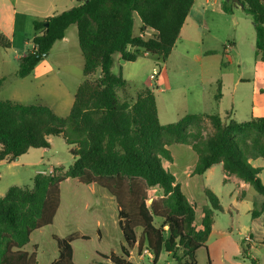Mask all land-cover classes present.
Returning <instances> with one entry per match:
<instances>
[{"label": "trees", "instance_id": "1", "mask_svg": "<svg viewBox=\"0 0 264 264\" xmlns=\"http://www.w3.org/2000/svg\"><path fill=\"white\" fill-rule=\"evenodd\" d=\"M241 2L254 25L255 57L264 63V0ZM194 3L88 0L45 21H34L33 50L20 59L17 77L31 75L55 43L65 38L69 27L76 25L86 79L79 85L67 117L43 104L0 100V162L15 163L31 149L49 148V137H62L67 145L75 146L71 150L75 161L67 170L59 167L51 174H36L32 189L12 186L0 198V264H37L36 253L23 249L33 232L53 224L61 205V185L67 179L97 185L115 198L128 248L137 247L139 255L147 249L153 264L162 253L181 264H197V253L207 250L215 214L223 207L214 192L204 189L208 205L203 208L201 227L196 226V204L188 200L175 176L162 164L163 159L172 161L168 147L175 144L189 145L197 155L193 176H203L222 163L225 183L234 177L251 184L263 196L261 202L254 203L251 216L256 219L264 213L261 169L250 163L264 160V117L223 122L217 114H188L178 122L162 125L152 89L140 92L134 103L120 99L127 82L121 70L113 73L115 57L134 63L146 53L167 61ZM222 9L232 15L233 1L223 0ZM136 18L141 22L139 34H135ZM147 29L156 34L140 36ZM11 45V40L0 33V48L9 50ZM37 55L41 57L35 59ZM98 71L101 76L90 79ZM5 80L0 79V91ZM220 96L218 90L216 99ZM206 120L211 134L206 133ZM155 188L162 196L148 204ZM238 197L243 199L245 192ZM157 219L162 220L160 227L155 226ZM54 238L59 259L53 264H76L73 238ZM247 250L243 251L244 258H249ZM100 256L110 264H133L127 248L121 255Z\"/></svg>", "mask_w": 264, "mask_h": 264}, {"label": "crops", "instance_id": "2", "mask_svg": "<svg viewBox=\"0 0 264 264\" xmlns=\"http://www.w3.org/2000/svg\"><path fill=\"white\" fill-rule=\"evenodd\" d=\"M68 1L67 0H0V33L4 34L7 38L11 40L12 45L9 50L13 51V55H14L12 60L11 59L8 60L7 57L5 56L6 54H1L0 52V79L6 78L3 87L1 88L0 95L9 80L12 81L11 85H13L12 88L11 85L9 88L10 97H6V99L0 98V100L2 101L9 100L24 105L43 104L50 107L57 115L61 117H67L69 115L72 105L74 103V98L77 89L79 85L86 79L84 73L81 75L80 73H78V71L77 72L73 71L70 68V66H72L75 63V59H77L78 69L81 68L83 70L84 67V58L81 49L79 47L77 26L72 25L71 27H69V29L66 31L65 38L63 40L56 42L53 48L51 49L49 55L45 57L35 67L33 73L23 79L17 77V72L19 69V61L29 51L33 50V41H32L33 36L31 38L25 39L24 43L16 42V33H17V25L19 23V16L24 19V22L27 26L30 25L33 28L34 21H45L50 17L61 14L62 12L67 11L72 7L76 6L75 3L71 2L70 0ZM222 3L223 0H195L193 8L181 30L180 38L177 41V43L179 41H182L183 36L185 35L186 40L189 42L191 41L193 45H195L196 53H194L193 61H195L197 64L199 63V65L202 68L201 75L197 76L198 77L197 88L201 91V93H199L195 97L192 96L189 100L192 103L196 104L197 111H192L188 114H200L204 116L217 114L220 116L223 122H228L229 120H235L239 122L238 120L239 108L247 104L249 105L248 111H244V114H242L243 119H241L242 120L241 122L249 121L253 118L264 117V115L258 114L259 111L264 112V100L261 99L256 100V98L252 99L251 96L247 94H241L238 100L235 99V94L241 91L240 87H242L245 84H248L250 79H246L241 74L237 75L235 72H232L228 69H225L224 70L225 72H222L220 78H218L210 70L209 68L210 65L205 66L206 62H209L210 56L214 54L212 53L213 51H209L207 50V48L203 46L202 36L203 35L205 36L204 30H206V28L209 29L211 28L216 17H220L221 14L228 15L224 13L222 9ZM238 10H243V7L241 6L234 7V12L232 16H235L236 11ZM140 27H141V22L138 18H136L135 34H139ZM177 43L172 53L178 50ZM233 46L235 48L234 44ZM0 50H5V49L0 48ZM129 50L134 51L133 48H129ZM189 54L190 52L188 49L186 52H183V55L185 56H189ZM141 55L150 56L149 54L146 53H142ZM169 58L167 59V61L169 60ZM118 59L120 60V58ZM167 61H165L164 63H167ZM136 62L134 63L126 62L120 64V67L118 69L119 70L118 73L121 70L122 75L125 81L127 82L126 89L120 92L119 95L124 93L122 95L127 99L126 101H129L131 103H134L136 101L137 96L140 92H142L147 88L152 89L151 86L148 85H142L134 89L130 87V83H134L135 78L133 75V70L131 67H129V65H134L136 64ZM160 75L158 77H160ZM100 76H101V72L98 71L95 75L91 76L90 79H97ZM213 86H216L214 92H212ZM54 89L55 90L57 89L59 91L62 90L64 96L67 99L64 97L65 98L64 100L61 99L58 100V102L53 105H48L45 98L49 96H54V93L52 92ZM208 89H210L211 91L207 93ZM227 89H231V92L233 93V101L230 103L229 107L225 109L224 107H222L221 110V105L224 101L226 95L225 91ZM218 90H220L221 93L219 100L216 99ZM153 92L155 94L154 90ZM165 92L167 91L162 90V93ZM261 95H264V93H262ZM68 97H70V99ZM155 98H156L160 123L162 125L168 124L167 122L162 121V118L164 117V110L166 111L167 109H164L163 106L162 109L163 117H161V108L158 100L159 96H156L155 94ZM213 103L216 104V106H218V109H220V111L212 113ZM208 123L209 121L206 120L205 124L210 125ZM49 142H50L49 148L41 149L42 152H36L37 155H40L41 161H32L29 159L24 164H21L22 168L27 167L30 171L32 169L36 170L32 179L33 182L32 187H27L29 189H32L34 186V177L36 174L48 173L53 168H59V167H63L65 168V170H67L71 165H73L75 161V158L71 153L72 156L69 158L67 157V159L65 160L66 163L70 164V166L67 168L64 165H62L63 163H61V161L57 158L58 151H56L54 154L48 157V153L51 152L54 147L52 137H49ZM75 148H76L75 146L71 149L68 148L67 151L71 152V150ZM33 150L34 149L29 150L27 154L20 157L19 160H16L15 163H11V164H8L6 162H0V163L7 164L9 167H16L21 163V161L25 157H29L28 155H31V153H33L32 152ZM45 161L47 162L44 163ZM250 163L252 164L253 167L261 169L260 178L262 183L264 184V160L263 159L250 160ZM218 164H221L223 169V164L222 163H218ZM216 165L210 168L203 176H199V177L201 178L206 177L205 178L206 180L211 179L215 173ZM192 172L190 176H193ZM223 173H224L223 177L225 179L226 175L224 169H223ZM71 181H74L75 183L81 185V187L84 189V191H86L89 194V196H92L96 199L93 202H89V201L86 202L83 207V212L78 214V217L80 219L88 216L89 217L91 216L94 219L93 235H90L85 231H80L79 229L75 231L72 228L71 222H66L63 219L62 220L58 219V213L62 205L61 202L60 208L57 212L53 224L49 227L33 232L30 236L29 243L24 247L23 250L29 254L36 253L37 264H53L59 259V249H58L57 241L54 238L55 236L59 238L72 237L73 240L71 244L73 247V252H74V242L80 240L83 241L92 240V236H93L98 241L96 252L99 261H97L96 263L101 262L105 264H110L109 261L102 259L100 255H105V256H111L112 254L121 255L123 248H127L130 254L129 261L132 262L133 264H136L133 262L134 255L137 254L140 258L142 257L138 254L137 247L128 248L127 246V243L124 239L123 233L119 225L118 206L115 198L111 196L107 190L97 185L94 184L83 185L79 183L78 180L67 179L65 182L62 183V185ZM230 182L236 184V191L235 193L232 194L234 197V202L232 207L236 209V211L239 213L240 207H242L243 203H246L244 204L245 208L251 214L254 209V203L261 202L263 200V196H261L259 193L256 192V194H254L251 197V199H249L248 191L250 187H253L251 184L241 182L234 177L231 178L227 183L225 182L224 183L228 184ZM14 186H18V185H14ZM19 187H25V186H19ZM208 187L211 188L210 186ZM209 188L205 187L204 189H209ZM8 189L5 191V193L8 191ZM153 191L157 193L156 198L162 196L161 190L155 188L153 189ZM211 191L214 192L213 190ZM242 191L245 192V197L243 199H239L238 196ZM5 193L3 192L0 193V198L3 197ZM189 201L191 203H194L191 200ZM47 229H50L51 232H46ZM214 230H215V217H214V224L212 227V231ZM221 233L223 235L232 234L226 231H221ZM246 236H250L253 241L252 243L249 244H245L243 241L244 243L243 247L244 249H248L247 251L249 253L251 251V248L254 245H256V241H258L259 239H264V213L260 217L253 219V227L244 234V237ZM43 246H47L48 248L50 247L48 252L43 249ZM74 262L77 263L75 260V252H74Z\"/></svg>", "mask_w": 264, "mask_h": 264}, {"label": "rangeland", "instance_id": "3", "mask_svg": "<svg viewBox=\"0 0 264 264\" xmlns=\"http://www.w3.org/2000/svg\"><path fill=\"white\" fill-rule=\"evenodd\" d=\"M204 31L205 36H202V44L207 50L213 51L212 53L214 54L210 56L209 62H206L205 66L210 65V70L218 78H220L222 72H225V69H228L237 75L241 74L246 79H250L248 84L240 87L242 92H237L235 99L238 100L241 94H247L252 99L264 100V95H261L264 93V63L258 61L255 57V29L252 18L243 10L236 11L235 16L221 14L220 17L215 18L211 28H206ZM33 35L34 29L30 25L27 26L24 19L19 16L16 42L24 43L25 39L31 38ZM177 46L178 50L171 54L167 63H164L158 56L141 55L136 64L129 65L133 70L135 78L134 83H130V87L134 89L142 85L151 86L156 96H159L161 117H163V106L164 109H167L166 111L164 110L162 121L168 124L178 122L184 116L188 115V113L197 111L196 104L189 100L192 96L195 97L201 93L197 88V76L201 75L202 68L199 63L197 64L193 61L194 53H196L195 45L191 41H187L184 35L182 41L177 43ZM187 49L190 52L189 56L183 55V52H186ZM0 52L1 54H6L5 56L8 60H12L14 56L13 51L10 50H0ZM118 58L119 56H116L115 66L113 68L114 74L118 73L120 64H123V60H119ZM156 66L161 68V75L157 80H150V75ZM70 68L73 71H78L81 75L83 74V70L77 68V59H75V63ZM11 84L12 81L9 80L0 95L1 99L10 97L9 88ZM215 89L216 86H213L212 92ZM162 90L167 92L162 93ZM210 91L208 89L207 93ZM52 92L54 96L45 98L48 105H53L58 100H64L66 98L62 90L54 89ZM122 94L120 95V99L126 101L127 99ZM225 94L221 110L222 107L224 109L229 107L233 101L231 89H227ZM68 98L70 99V97ZM248 107L249 105L245 104L239 108V122L242 121V114H244V111H248ZM212 111V113H215L220 111V109L213 103ZM258 114L264 115V112L259 111ZM205 127L206 133L211 134L213 131L211 125L205 124ZM52 140L54 147L48 153V157L58 151L57 158L63 163L62 165L68 168L70 164L66 163L65 160L72 155L67 149H71L74 146L67 145L62 137H52ZM168 149L171 152L172 161L163 159V167L175 176L177 183L182 187L183 193L189 200L196 204V226L201 227L203 208L208 205V201L204 195L205 187H211L209 189L213 190L219 197L224 209V211L218 212L215 215V230L209 236L207 250L201 249L198 251L197 264H210L209 260L211 264H252V260H256V264H264V239L256 241V245L251 248V251L249 253L247 251L249 258H244V234L253 227V218L245 208L244 204L246 203H243L242 207H240L239 213L232 207L234 202L232 194L236 191V184L233 182L228 184L224 183L222 165L217 164L215 166V173L209 180H206V177L190 176L197 161V155L191 146L175 144L169 146ZM32 152L31 155H28L29 157H25L16 167H9L7 164L0 163V193H5L9 187L14 185L32 187V179L36 170L32 169L30 171L27 167H21V164H24L29 159L32 161H41L40 155L36 154V152H42L41 149H34ZM61 191L62 205L58 213V219L71 222L72 228L75 231L79 229L80 231H85L93 235L94 219L91 216L80 219L78 214L83 212V207L86 202H93L96 199L89 196L81 185L74 181L63 184ZM254 194H256V191L253 187H250L248 198L251 199ZM151 196L152 198L150 199H155L157 193L152 190ZM161 225L162 220L157 219L155 226L160 227ZM221 231L232 234L223 235ZM46 232L51 231L47 229ZM97 245L98 241L93 236L92 240L74 242L76 264H96L99 261L96 252ZM43 249L48 252L50 247L43 246ZM133 262L136 264H153L152 259L148 255L140 258L135 254ZM156 264L181 263L173 259L171 255L162 253Z\"/></svg>", "mask_w": 264, "mask_h": 264}, {"label": "built area", "instance_id": "4", "mask_svg": "<svg viewBox=\"0 0 264 264\" xmlns=\"http://www.w3.org/2000/svg\"><path fill=\"white\" fill-rule=\"evenodd\" d=\"M71 2L75 3L77 6L85 4L88 0H70ZM156 32L152 29H147L144 33L140 34V36L144 38L152 37ZM161 68L156 66L153 68L152 74L150 75V80H157L158 76L160 75ZM52 170L48 172V174H51ZM252 238L250 236H246L244 238V243L249 244L252 243ZM144 255H148L151 259H153V256L150 254V252L147 249H144L141 257Z\"/></svg>", "mask_w": 264, "mask_h": 264}, {"label": "water", "instance_id": "5", "mask_svg": "<svg viewBox=\"0 0 264 264\" xmlns=\"http://www.w3.org/2000/svg\"><path fill=\"white\" fill-rule=\"evenodd\" d=\"M232 1H233V5H234V7H236V6H241V7H243V3L241 2V0H232ZM48 25H49V23L46 22V23H45V27H48ZM40 57H41L40 55H37L35 59H39ZM123 63H126V62L123 60ZM17 160H19V158H18ZM152 201H153V199H150V200L148 201V204H151Z\"/></svg>", "mask_w": 264, "mask_h": 264}]
</instances>
